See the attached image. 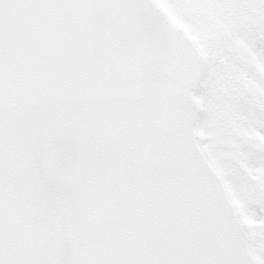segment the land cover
Listing matches in <instances>:
<instances>
[{
  "label": "snow or ice",
  "instance_id": "obj_1",
  "mask_svg": "<svg viewBox=\"0 0 264 264\" xmlns=\"http://www.w3.org/2000/svg\"><path fill=\"white\" fill-rule=\"evenodd\" d=\"M0 264H264V0H0Z\"/></svg>",
  "mask_w": 264,
  "mask_h": 264
}]
</instances>
